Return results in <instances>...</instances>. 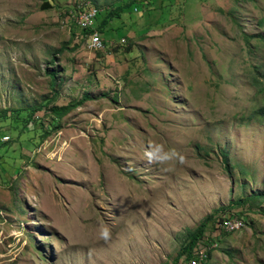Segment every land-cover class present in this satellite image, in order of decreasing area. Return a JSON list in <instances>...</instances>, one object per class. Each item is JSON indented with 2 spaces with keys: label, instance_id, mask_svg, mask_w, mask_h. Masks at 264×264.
<instances>
[{
  "label": "rangeland",
  "instance_id": "1",
  "mask_svg": "<svg viewBox=\"0 0 264 264\" xmlns=\"http://www.w3.org/2000/svg\"><path fill=\"white\" fill-rule=\"evenodd\" d=\"M89 1L121 0H0V264H183L210 216L202 264H264V0H169L176 20L157 0L100 55L74 22ZM149 142L184 163H149Z\"/></svg>",
  "mask_w": 264,
  "mask_h": 264
},
{
  "label": "trees",
  "instance_id": "2",
  "mask_svg": "<svg viewBox=\"0 0 264 264\" xmlns=\"http://www.w3.org/2000/svg\"><path fill=\"white\" fill-rule=\"evenodd\" d=\"M156 1L157 0H123V1L121 0L117 5L114 6V8H110L109 10H103V11H101L99 8L97 9L95 7L97 10V14L93 18L92 26L86 28V30L81 34H83L84 36L90 37L91 34L96 32V30H97L102 35V37L104 38V44H105L104 48L106 49L107 48V40H111L114 37L115 38L126 37L127 33L129 32L128 30L122 31L121 30L122 27H120V28L118 26L112 27V22L114 20L125 19L129 15H131L129 17L132 20H134V16L132 15L133 12L135 11V9H137V10L140 9V10H142V13L144 15L146 14V16H142L139 19V21H144V20H146V17L148 15L149 11L156 10V9L152 8ZM160 3H161L160 6H161V11H162L163 15H165L166 11H164V10L167 8L169 15L171 14L173 17L172 19L176 20L181 16V14H182L181 5L182 4L180 2L175 3V6L177 8L174 10H173V3H171L169 0H160ZM169 15H168V17H169ZM168 17L164 18L163 22L167 23L170 20V17L169 18ZM158 26H161V25H157V27ZM140 27H141V25H140ZM142 28L143 27H141V31L144 32L142 30ZM87 37H85V38H87ZM129 51H130V49L127 50V52H129ZM95 52H97L98 55L101 54L100 53L101 51H95ZM51 78H52L53 84H55L56 79H57V74L51 73ZM257 82H258V84H261L260 81L257 80ZM45 104H47V106L49 105L48 102H46ZM44 106L47 107L46 105H41L39 108H43ZM73 107H74L73 105H68L66 107H53V108H51L50 110L55 117H53L49 129L50 130L55 129L56 126L59 124L60 120L62 118H64V116L67 113H69ZM24 112H25L24 110H19V109L14 110L12 112V114H14V115L11 118L13 120L12 123L14 124L15 127H19L22 123L31 124V125H33V123H36L35 119L37 117H34L36 109H33V111L29 113L28 117H24ZM259 112H260V114H264V107ZM0 117H2L3 120H8L7 111H4L3 113H1ZM26 126H24V128ZM22 132H23V129H21V132H19V133H22ZM8 139L11 140L12 138L10 139V137H8ZM13 140H17V137H13ZM6 144H8V142L1 144V145L6 146ZM1 145H0V147H1ZM20 145H22L24 147L25 143H20ZM242 202L243 201L241 200L240 202L234 203L233 206H239ZM230 208H232V207L229 206V207L225 208V210L230 209ZM235 208H237V207H235ZM211 220H213L212 216L208 217L205 221H203L195 230L188 232V235L186 238L187 241H186L185 245L182 246L181 253H180V256L185 257L186 262L188 261V264L190 263V261L193 258L194 259L196 258L195 254L198 252V249L196 248L198 246V244L202 240H203V242L205 241V239H206L205 236L208 232L207 229L209 228L208 222H210ZM208 238H210V237H208ZM196 249H197V252H196ZM202 250H204V249H202ZM199 251H201V250H199ZM192 253L194 256H192ZM207 256H208V260H209L211 258L210 252L208 253Z\"/></svg>",
  "mask_w": 264,
  "mask_h": 264
},
{
  "label": "clouds",
  "instance_id": "3",
  "mask_svg": "<svg viewBox=\"0 0 264 264\" xmlns=\"http://www.w3.org/2000/svg\"><path fill=\"white\" fill-rule=\"evenodd\" d=\"M90 2V1H89ZM94 7H96L92 2H90ZM98 9V7H96ZM135 12H138L137 9H135ZM77 19L74 21L76 26L80 29V34L83 33L85 30L81 29L78 25V18L80 16L79 10L77 11ZM87 36H84L81 34V38L86 40L85 38ZM126 40L122 39L120 42L124 45V42ZM144 157L149 163H154L157 165H165L169 161H175L177 164H183L184 163V155L182 152L177 151L175 148H165L164 145L160 143H153L149 142L144 150ZM99 239L107 241L110 236L111 232L107 225H101L98 232ZM186 262V261H185Z\"/></svg>",
  "mask_w": 264,
  "mask_h": 264
},
{
  "label": "built area",
  "instance_id": "4",
  "mask_svg": "<svg viewBox=\"0 0 264 264\" xmlns=\"http://www.w3.org/2000/svg\"><path fill=\"white\" fill-rule=\"evenodd\" d=\"M79 13H80V16L78 18L79 27L83 30H86V28L91 27L94 18V16H92L91 6L87 9L86 4H83L82 9L79 10ZM86 41L89 42V47H92V49H94L95 51H102L105 47L104 38L97 30L96 32L91 34V36L88 37ZM231 218L232 216H228V217L226 216L219 219L216 225V229L224 230L229 228L230 226L241 225V221L238 222L235 221L234 218H232L233 220ZM201 252H202V248H201ZM192 256H194L193 253ZM195 257L199 261V256H195ZM183 264H188V261Z\"/></svg>",
  "mask_w": 264,
  "mask_h": 264
},
{
  "label": "bare ground",
  "instance_id": "5",
  "mask_svg": "<svg viewBox=\"0 0 264 264\" xmlns=\"http://www.w3.org/2000/svg\"><path fill=\"white\" fill-rule=\"evenodd\" d=\"M82 9V6L81 7H79V9L78 10H81ZM91 12H92V16H96V14H97V10H96V8L94 7V6H92L91 7ZM88 46H89V42H88ZM234 227V226H233ZM232 227V228H233ZM231 228V227H230ZM228 229V228H227ZM195 256H199V261H198V259H192L191 261H190V264H202L204 261H206V259H207V251H205V250H202V252L201 251H199V252H197L196 254H195Z\"/></svg>",
  "mask_w": 264,
  "mask_h": 264
}]
</instances>
